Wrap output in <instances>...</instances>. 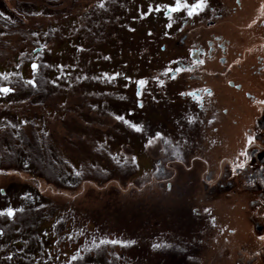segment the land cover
I'll list each match as a JSON object with an SVG mask.
<instances>
[{"label":"rangeland","instance_id":"374dc122","mask_svg":"<svg viewBox=\"0 0 264 264\" xmlns=\"http://www.w3.org/2000/svg\"><path fill=\"white\" fill-rule=\"evenodd\" d=\"M173 3L0 0V86L13 87L0 95V214L28 204L50 214L55 205L62 207L66 224L60 251L93 258V264H254L245 262L255 244L253 221L246 219L249 210L235 201L239 191L225 188L222 196L215 192L212 204L204 197V164L195 163L192 173L188 163L157 165L162 145L152 130L146 132L149 140L141 139L143 124L157 127L165 122L130 114L128 131L120 114L113 117L112 110H117L107 101V76L96 80L95 70L106 74L112 59L121 65L126 59L132 96L137 80L155 77L152 57L159 42L153 13H163V5ZM218 3L207 0L200 12ZM29 61L37 62L35 70ZM39 76L45 80L44 90H24V83L34 84ZM30 135L45 139L42 165L46 157L57 161L60 179L46 177L31 163L35 154L28 151L34 142ZM170 137L173 147L178 136ZM9 149L12 159L5 156ZM162 165L168 168L159 174ZM209 206L211 213L206 211ZM257 209H264V201ZM36 226L52 229V220ZM58 239L52 234L44 239L51 263ZM11 242L10 237L0 239V264H17L6 260ZM240 246L245 247L244 261ZM61 258L65 263L66 255Z\"/></svg>","mask_w":264,"mask_h":264},{"label":"flooded vegetation","instance_id":"af4514ba","mask_svg":"<svg viewBox=\"0 0 264 264\" xmlns=\"http://www.w3.org/2000/svg\"><path fill=\"white\" fill-rule=\"evenodd\" d=\"M218 2V7L208 4L203 12L191 16L186 9L153 13L159 49L152 61L157 74L148 81L137 80L133 96L126 59L124 65L112 59L106 74L95 70L96 80L107 76V101L117 110H112L113 117L120 114L127 130L130 114L165 122L154 124L157 127L143 124L146 131L141 139H147L152 130L162 145L157 165L162 161L188 163L192 173L195 163L204 164V197L212 204L215 192L222 196L227 194L222 192L225 188L239 191H234L235 201L249 210L246 219L253 221L251 242L255 244L245 262L264 264V209H257L264 201V0ZM246 134L253 135V142L246 149L245 167L236 169L234 165L245 159L239 153L245 150ZM170 135L178 136L173 147L168 142ZM167 168L160 166L159 174ZM211 206L206 209L209 213ZM240 252L244 261L245 247L240 246Z\"/></svg>","mask_w":264,"mask_h":264},{"label":"trees","instance_id":"16d2710c","mask_svg":"<svg viewBox=\"0 0 264 264\" xmlns=\"http://www.w3.org/2000/svg\"><path fill=\"white\" fill-rule=\"evenodd\" d=\"M35 83H24L22 85L25 89L24 90H44L45 88V80L41 76L36 78L34 81ZM12 87V84H9ZM27 85V86H26ZM13 88V87H12ZM23 89V88H22ZM33 135H30L32 137ZM33 144H30V149L28 150L29 153L35 154L33 162H36L37 169L42 171L46 177L54 176L56 179H60V174L58 173V166L57 161L46 157V162L42 165L43 159V145L45 144V139L41 138L40 136H33ZM44 144H42V141ZM28 144V141L25 140ZM11 147V146H10ZM12 148V147H11ZM27 151V146H25ZM8 151V150H7ZM10 152H7L8 158L12 159V151L9 149ZM20 152V151H19ZM47 154V153H46ZM12 155V156H11ZM16 161V159H14ZM30 163V166H31ZM31 205H27L24 208H16L14 210V215L12 218H8L4 213L0 214V239L4 237L12 238V247L7 248L6 260L8 262L15 261L17 264H50L49 262V246L45 243L44 239L49 235L52 234L56 237H59V242H56L54 246L55 254L51 256V261L54 264H93V258L87 259L85 256L81 258H77L78 255H74L71 251L61 252L59 249V243L62 242V235L64 234L65 224H66V215L63 211V208L55 205V209L53 210L52 214L47 212V209H43L42 207H30ZM33 208V210H32ZM21 209V210H19ZM3 218V219H2ZM13 219V223H8L4 220ZM44 219L52 220V229H43L40 227L38 230L36 225L43 223ZM7 222V227L2 226V223ZM36 226V227H35ZM48 231V233L46 232ZM35 234V235H34ZM74 234V232L69 233ZM66 235V234H65ZM37 236V238L35 237ZM67 237V236H65ZM61 238V239H60ZM71 249V248H70ZM72 250V249H71ZM66 255L65 263L61 262V256ZM90 257V256H89ZM102 261H105L102 258ZM51 263V264H52Z\"/></svg>","mask_w":264,"mask_h":264},{"label":"snow or ice","instance_id":"6c2138e0","mask_svg":"<svg viewBox=\"0 0 264 264\" xmlns=\"http://www.w3.org/2000/svg\"><path fill=\"white\" fill-rule=\"evenodd\" d=\"M207 3V0H196L195 3L189 5L185 2H181V0H175V3L172 4V5H169V4H165L163 5V7L165 8L166 10V14H168L169 12H172V11H178L180 9H186L187 10V14L189 16H191L194 12H197V11H201L203 9V7L206 5ZM159 5L157 6V9H159ZM202 62V61H201ZM31 67L33 68V70H35L37 68V65L35 63H33L31 65ZM177 71H179V69H177ZM0 78H4L3 77V74H0ZM29 83H31V81H29ZM139 83H143V81H140ZM12 89L7 87V86H3V87H0V92H8V91H11ZM262 103H264V101H262ZM136 127L137 129H139V126L136 125L134 126ZM160 134L157 133V136H159ZM253 142V135H247L246 134V140H245V150H242L240 153H239V156L240 157H244L245 159H240L238 163H236L234 165V167L236 169H243L245 167V164H246V157H247V151L246 149L248 148L249 144ZM7 212V214L9 216L12 215V209H6L5 210ZM207 211V210H206ZM261 239H264V236L261 237ZM113 243H117L118 241H112ZM123 243H132V241H124ZM160 245H153V247H159Z\"/></svg>","mask_w":264,"mask_h":264},{"label":"water","instance_id":"95a60500","mask_svg":"<svg viewBox=\"0 0 264 264\" xmlns=\"http://www.w3.org/2000/svg\"><path fill=\"white\" fill-rule=\"evenodd\" d=\"M38 50H39V48L36 47V48H34V49L32 50V52L34 53V52H37ZM33 63H35V64L37 65V62H35V61L31 62V63H30V68H31V69H33V68L31 67V65H32ZM3 86H7V87L10 88L9 85H1L0 87H3ZM0 93H4V92H0ZM9 209H10V208H9ZM13 214H14V210H13V209H12V215H11V216H9V215L7 214V212L5 211V215H6L7 217H12ZM0 232H1V230H0Z\"/></svg>","mask_w":264,"mask_h":264}]
</instances>
